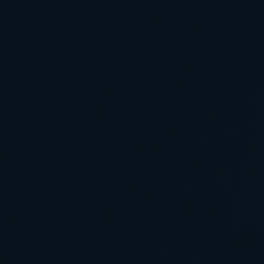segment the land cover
<instances>
[{"label":"water","instance_id":"water-1","mask_svg":"<svg viewBox=\"0 0 264 264\" xmlns=\"http://www.w3.org/2000/svg\"><path fill=\"white\" fill-rule=\"evenodd\" d=\"M0 264H264V0H0Z\"/></svg>","mask_w":264,"mask_h":264}]
</instances>
